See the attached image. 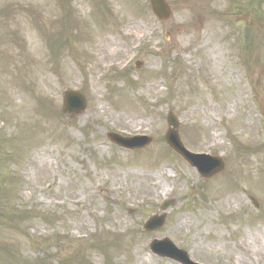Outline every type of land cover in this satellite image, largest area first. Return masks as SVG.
Wrapping results in <instances>:
<instances>
[{
	"label": "rangeland",
	"instance_id": "rangeland-1",
	"mask_svg": "<svg viewBox=\"0 0 264 264\" xmlns=\"http://www.w3.org/2000/svg\"><path fill=\"white\" fill-rule=\"evenodd\" d=\"M167 2L165 22L149 0H0V264H177L150 251L164 238L201 264H264V3ZM69 90L86 99L72 118ZM170 111L222 174L167 146Z\"/></svg>",
	"mask_w": 264,
	"mask_h": 264
},
{
	"label": "water",
	"instance_id": "water-1",
	"mask_svg": "<svg viewBox=\"0 0 264 264\" xmlns=\"http://www.w3.org/2000/svg\"><path fill=\"white\" fill-rule=\"evenodd\" d=\"M150 2L152 10L158 19L166 21L170 18V6L165 0H150ZM85 109L86 101L83 94L75 91L65 93L63 109L65 114L76 116L84 113ZM168 125L170 128L166 135L167 144L191 166L195 167L202 178L210 179L224 172L225 163L221 158L211 157L209 155H197L186 149L178 132L179 121L173 112H170L168 115ZM109 138L117 145L128 149L144 148L152 142V139L149 137L124 139L119 135L110 134ZM173 205L174 202H168L161 207V211ZM164 222L165 215L159 218L155 217L146 224L145 229L148 231H155L161 228ZM151 248L153 252L159 256L170 258L180 264H197L191 261L187 252L178 249L169 239H164L162 241L155 240Z\"/></svg>",
	"mask_w": 264,
	"mask_h": 264
}]
</instances>
